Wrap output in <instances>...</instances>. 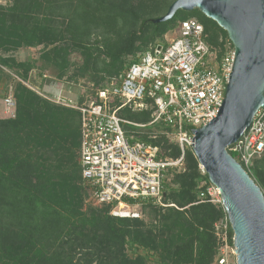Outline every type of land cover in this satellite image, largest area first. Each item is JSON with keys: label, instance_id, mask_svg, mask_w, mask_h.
<instances>
[{"label": "trees", "instance_id": "16d2710c", "mask_svg": "<svg viewBox=\"0 0 264 264\" xmlns=\"http://www.w3.org/2000/svg\"><path fill=\"white\" fill-rule=\"evenodd\" d=\"M175 1L0 0V85L14 83L16 100L14 117L0 118V264L214 263L220 247L215 224L224 211L200 198L210 181L193 149L182 152L167 136L170 128L149 126L153 109L120 110L121 118L145 125L126 129L158 146L163 158L183 156L182 170L169 171L164 182V202L174 206L148 202L143 209H151L152 220L145 221L113 217L111 205H87L78 161L80 113L27 87L23 82H33L38 61L15 55L39 49L42 71L53 70L60 82L92 85L80 105L121 82L139 54L189 19L204 26L207 43L222 58L228 34L201 11L180 10L167 22H152ZM253 176L264 192V154Z\"/></svg>", "mask_w": 264, "mask_h": 264}, {"label": "built area", "instance_id": "2783aa9c", "mask_svg": "<svg viewBox=\"0 0 264 264\" xmlns=\"http://www.w3.org/2000/svg\"><path fill=\"white\" fill-rule=\"evenodd\" d=\"M171 33L172 38H168V33L139 54L121 82L108 83L81 105L58 92L55 86L41 90L30 81L23 82L45 99L80 113L82 183L95 206H112L113 217L142 219L143 207L148 202L174 206L164 202V182L169 171L180 172L183 168V156L177 160L163 158L158 146L140 141L126 129L145 125L121 118L119 111L153 109L148 125L170 128L171 139L184 152L186 147L192 148V129L211 122L225 99L235 58L231 41L219 58L207 43L204 26L197 19L183 21ZM5 103L16 108L12 87ZM228 151L254 179L255 160L264 154V108ZM204 185L206 189L200 198L223 207L219 189L211 183ZM223 211L224 216L215 224L220 247L213 264H238L235 235L224 207Z\"/></svg>", "mask_w": 264, "mask_h": 264}, {"label": "water", "instance_id": "95a60500", "mask_svg": "<svg viewBox=\"0 0 264 264\" xmlns=\"http://www.w3.org/2000/svg\"><path fill=\"white\" fill-rule=\"evenodd\" d=\"M196 9L227 32L235 58L222 106L211 122L192 129V149L219 189L238 264H264V193L228 151L264 108V0H176L152 22Z\"/></svg>", "mask_w": 264, "mask_h": 264}, {"label": "rangeland", "instance_id": "374dc122", "mask_svg": "<svg viewBox=\"0 0 264 264\" xmlns=\"http://www.w3.org/2000/svg\"><path fill=\"white\" fill-rule=\"evenodd\" d=\"M173 36L174 35L171 32L168 34V38H172ZM15 55L17 59L20 61H38L37 63L38 69L35 70V72H33V75H36L37 78L36 79L32 78V81H33L32 83L34 85L39 86L41 90H43V88H45L46 86H51V84L53 83L52 86L57 87L58 92H62L63 94L70 96L74 101H78L81 98L87 97V95H89L92 92V89H91L92 85H89L84 81L78 84L69 83L66 81L60 82L55 79L53 70L49 69L46 71H42L41 63L39 62V56H40L39 49L25 48V49H21L20 51H18ZM42 72L43 74L47 75V78H43V76H41ZM56 84L59 87L56 86ZM11 87L12 88L14 87V83L11 85L9 84L5 85V83L0 85V117H14L15 115L16 108H9L5 103V100L10 93ZM4 111H6V115L4 114ZM7 111L9 112L7 113ZM156 131L157 130H155L154 132ZM157 133H159V131ZM163 133H166V132H163ZM167 136L171 138L169 133H167ZM171 179H172V176L168 178L169 184H170ZM86 204L95 206L89 198L87 199ZM142 219H144L145 221L152 220V211L149 207H147L146 209H143Z\"/></svg>", "mask_w": 264, "mask_h": 264}, {"label": "crops", "instance_id": "0c3cea01", "mask_svg": "<svg viewBox=\"0 0 264 264\" xmlns=\"http://www.w3.org/2000/svg\"><path fill=\"white\" fill-rule=\"evenodd\" d=\"M9 111H7V113H8ZM4 114L6 115V111H4ZM0 118H9V117H0Z\"/></svg>", "mask_w": 264, "mask_h": 264}]
</instances>
